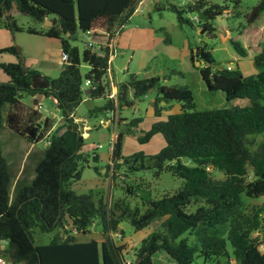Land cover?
<instances>
[{"label": "trees", "instance_id": "16d2710c", "mask_svg": "<svg viewBox=\"0 0 264 264\" xmlns=\"http://www.w3.org/2000/svg\"><path fill=\"white\" fill-rule=\"evenodd\" d=\"M138 1L0 0L1 28L10 32L24 29L29 34L57 39L60 52L68 57L57 76L49 77L22 66L14 46L0 48V53L15 58L0 61V70L6 76L0 81V127L1 108L7 105L5 125L27 142L38 141L50 128L49 122L42 128L33 121L20 123L24 111L20 98L24 94L33 96L34 104L37 95L51 97L61 116V123L47 134L48 143L35 164L33 177L28 184L14 186L11 196L10 174L0 150V241H3L0 252L9 261L24 264H153L152 255L158 251L176 264H191L194 252L203 263L224 256L226 260L231 258L233 264H264V201L244 203L241 199V194L256 198L264 193V140L254 141L255 135L264 136V43L258 45L252 58L255 72L246 76L237 67L214 68L213 52L204 45H196L195 52L189 48L190 64L194 60L202 64L196 69L206 89L220 90L226 100L245 98L247 103L243 106L198 110L186 85L164 86L157 76L137 78L133 74L116 84L113 97L108 98L105 77L112 54L108 43ZM237 3L235 0L234 7ZM11 9L40 23L50 20L51 25L24 28L16 23ZM172 10L179 23L188 24L182 12H201L205 19L197 21L198 33L208 34L214 30L209 20L228 12L226 5L211 0H192L185 8ZM262 12L264 0H257L243 15L242 29ZM76 29L89 37L81 51L69 43ZM230 41L236 54H246L240 43ZM81 63L87 67L84 73L80 72ZM84 81L88 85L84 86ZM149 89L155 92L151 103L155 116L172 102L177 104V111L153 122L137 140L146 141L158 133L164 146L155 154L135 152L123 157L120 155L123 132L118 130L109 153L110 163L103 166L105 173L101 174L96 166L93 169L104 176L110 171L113 182L120 179L122 195L111 194L105 201L97 190L81 193L72 190L71 183L80 179L83 164H88L83 151L84 138L79 124L73 120L82 98L104 99L100 107L90 111L93 114L113 106L116 109L130 106ZM121 122L118 119L119 125ZM138 122L139 118H132L123 125L130 130ZM91 159L97 160L94 152ZM145 170H153L154 175L167 171L180 178L181 185L156 198L141 197L138 204L130 205L128 198L141 187V183L133 184L130 177ZM215 171L221 176H213ZM191 205L195 206L193 210L189 209ZM157 219L159 228L140 240L132 249L131 258H124L123 245L116 244L111 237L116 231L122 235L120 223L126 221L136 231ZM219 224L226 225L224 236L216 235L215 227ZM92 226H97L102 236L99 242L77 239ZM35 227L40 232L58 231L48 243L38 245L32 237ZM208 228H212L211 234L206 232ZM186 232L194 235L195 245L180 238Z\"/></svg>", "mask_w": 264, "mask_h": 264}, {"label": "rangeland", "instance_id": "374dc122", "mask_svg": "<svg viewBox=\"0 0 264 264\" xmlns=\"http://www.w3.org/2000/svg\"><path fill=\"white\" fill-rule=\"evenodd\" d=\"M191 1L139 0L120 31L113 36L115 45L111 48L112 54L109 57L106 72L107 78L112 81L110 84L113 87V93L116 84L125 81L129 74H133L137 78L157 76L159 83L164 86L186 85L191 91L195 109L198 110L235 105L243 106L247 103L245 98L226 100L220 90H207L200 78L198 69H196V67L202 65L201 62L198 61L197 65L194 63L191 65L190 62L188 64L189 48H192V51L195 52L196 45H204L213 52L214 68L237 67L243 76L251 75L255 72L252 65L253 55L257 52L258 45L264 41V26L262 25L264 24V12L253 23L242 29L241 26L245 23L243 15L257 0H236L238 3L235 7V0H211V2L226 5L228 12L226 11L209 20L214 28L211 33H198V22L193 20L195 12L184 11L181 13L182 17L190 22L188 24L185 22L179 23L175 12L172 10V8H185ZM10 14L16 23L24 28L27 26L34 28L45 26L44 21L42 23L37 22L28 15L18 13L15 9H11ZM11 36L14 39L13 46L19 53V62L21 60L22 64L26 65L25 63H29L33 56L36 57L42 52L47 54V50L43 45L44 40H46L44 37L29 34L24 29L13 33ZM85 37L83 33L76 29L69 43L81 51L86 44ZM2 39L3 36L0 35V40ZM230 40L240 43L245 48L246 54L244 56L236 54ZM6 58L13 59L8 53L1 54V61H6ZM86 70V65L81 63L80 72L84 73ZM57 74L58 72H53L51 76L55 77ZM2 79L5 80L6 76L0 70V81H3ZM110 88L109 86V91ZM154 97L155 92L150 91L139 99L133 100L130 106L116 109L117 116L122 122L120 125L118 124L119 127L116 126L113 135L115 136L118 130L123 132L120 147L121 156H129L135 152L151 155L157 153L164 146V141L158 133L151 135L146 141L137 140L153 122L163 120L167 114L177 111V104L172 102L168 107L161 110L159 116H155L151 106ZM21 99L28 107H34L29 95L24 94ZM37 101L40 104V112H48L49 116L52 112L56 113V117L60 115L59 111L50 104L48 98L41 97ZM103 103V98L84 99L74 110L75 117L82 121L81 124L86 129V136L84 132L81 136L84 138L83 151L87 154L88 164H83L80 179L72 182L70 188L77 193L88 190L95 192L97 190L102 193L104 200L108 201L111 194L113 196L122 195V190L119 185L121 183L120 179L116 182L110 179V171L104 176L96 174L93 169L96 166L99 168L100 173L104 174L106 169L103 166L110 163L108 146L111 141V128L101 124L102 112L90 114L92 109L100 107ZM160 104L163 105L161 102ZM7 109V105H3L1 108L0 150L7 162L10 174L11 196L14 186L29 183L30 176L34 175L35 164L43 155L45 145L44 138H41L33 142V148L30 149L29 143L24 138L15 134L5 125ZM56 117L53 120H56ZM132 118H139V122L133 126V131L131 129L126 130L123 124ZM20 123H26L25 116L20 119ZM263 140L264 136L260 134L254 136L255 143ZM94 145H97V147L94 148ZM92 152L97 155L96 161L91 159ZM182 161L189 164L185 158ZM213 176L220 177L221 174L219 171H215ZM130 181L133 184L141 183V187L135 190V195L128 198L130 205L138 204L141 197L156 198L165 192L174 191L181 185L180 178L171 176L164 170L160 171L158 175H154L153 170L137 171L130 177ZM241 199L244 203H260L264 201V193L256 198H248L241 194ZM194 207V205H191L189 209L193 210ZM159 221L160 219L154 220L148 226L136 231L126 221L120 223L122 235L116 231L111 234V237L116 244L123 245L124 258H131L132 249L136 248L140 240L150 231L159 228ZM215 228L217 230L216 235H225V224L216 225ZM57 231L58 229L51 232H40L36 227L33 228L34 243L38 245L48 243ZM90 231L92 234L83 237L77 236V239L94 238L99 233L97 226H92ZM206 232L211 234L212 228H208ZM180 238H184L188 245L196 244V239L192 233L186 232ZM261 248L263 249V247ZM226 249L230 254L231 249L227 241ZM226 259L224 256H219L203 263L202 258L197 252H194L191 264L234 263L233 260ZM152 263L176 264L163 251L155 252L152 255Z\"/></svg>", "mask_w": 264, "mask_h": 264}, {"label": "crops", "instance_id": "0c3cea01", "mask_svg": "<svg viewBox=\"0 0 264 264\" xmlns=\"http://www.w3.org/2000/svg\"><path fill=\"white\" fill-rule=\"evenodd\" d=\"M48 21L50 22V24H46L47 26L51 25V21L50 20H48ZM262 25L264 26V24H262ZM16 32H18V31H16ZM16 32H10V31L0 27V35L3 36V39L0 40V48L5 47V46H13L14 39H13V36H11V35L13 33H16ZM38 36H40V35H38ZM41 37H43V36H41ZM85 38L88 39L87 37H85ZM44 39H46V40H44L45 42H43V45H44L45 49L47 50V54H45V52H42V53H40V55H38L36 57L33 56L32 60L29 63H25L26 65L22 64V62L20 60V64L22 66H24V67H29V68L37 70L40 75L54 77V76H51V74L53 72H58L59 73V71H60V69L62 67V63L66 62L67 60H64V61L61 60V54L62 53L60 52V47H59L57 39L47 38V37H44ZM262 43H264V41ZM114 45H115V41L113 40L112 41V48H113ZM1 54H3V53H0V57H1ZM12 58L13 59L6 58V61H4V62L15 60V58L13 56H12ZM187 61H188V64H189V62H190L189 59H187ZM105 80L108 83V85L111 87L109 92H113V87L110 84L112 81H109V79L107 78V75H106ZM29 97H30V100L32 101L33 100V96H29ZM40 98L41 97H38V98L36 97V102H38L37 100H39ZM47 98L49 99L50 104L54 107V109H56V107L54 105V100L51 97H47ZM84 99H87V97H83L82 98V100H84ZM20 102L22 103L23 110H24L23 113H22V117L23 116L26 117V122L27 123L33 121L34 123H38L39 124V128H42V126H43V124L45 122H49V124H50V128L48 129L49 131L52 130L54 127H56L57 125H59L61 123V116L58 115V117H56L55 116L56 115L55 112H52L51 115L49 116L48 112L42 113V112H40V109L37 112L36 110H33L34 109L33 106L32 107H28L23 102V99H21ZM32 104H34L33 101H32ZM55 117H56V120H53V118H55ZM78 119H79L78 117H74L73 118V120L79 124L80 133L82 134V132H84V134L86 136V129L81 124L82 121H79ZM28 143L30 145L29 147H31L30 149H32L33 148L32 147V143H30V142H28ZM32 177L30 176L29 181H30V179ZM87 234H92V232L89 231ZM87 234H85L84 236H86ZM88 239H94L97 242H99L102 239V236L100 235V233H97L94 238H88ZM229 260H232V259L230 258Z\"/></svg>", "mask_w": 264, "mask_h": 264}, {"label": "built area", "instance_id": "2783aa9c", "mask_svg": "<svg viewBox=\"0 0 264 264\" xmlns=\"http://www.w3.org/2000/svg\"><path fill=\"white\" fill-rule=\"evenodd\" d=\"M193 20L194 21H198L199 18L197 16V14H195L193 16ZM87 38L89 39V37L87 36ZM112 41H113V37H111L110 42L108 43V47L111 49L112 48ZM68 57L65 53L61 54V60H66ZM110 60V59H109ZM108 60V62H109ZM88 85V81H84V86ZM114 93L113 92H108L107 97L111 98L113 97ZM34 110L38 111L40 109V104L39 102H36L34 104ZM102 114H103V119L101 120V124H103L105 127H110L111 128V141L109 142V147H108V151L110 153L111 148H112V142L114 140V135H113V131L115 130L116 126L118 125V116L116 113V106H113V108H107L102 110ZM130 129L133 131L134 127L131 126ZM49 130H47L43 137L44 138V145H46L48 143V138H47V134H48ZM97 145H94V148H96ZM3 248V241H0V250ZM0 264H24L23 262H12L7 260L2 253L0 252Z\"/></svg>", "mask_w": 264, "mask_h": 264}, {"label": "water", "instance_id": "95a60500", "mask_svg": "<svg viewBox=\"0 0 264 264\" xmlns=\"http://www.w3.org/2000/svg\"><path fill=\"white\" fill-rule=\"evenodd\" d=\"M197 14V16H198V18H199V20H204L205 19V17L201 14V12H197L196 13ZM46 24H50V22L48 21V20H44V25L45 26H47ZM193 52H194V50H193ZM194 59H195V56H194ZM67 60V59H66ZM194 64H198V61L197 60H194ZM195 65V66H196ZM150 91H153L152 89H149L148 90V92H150ZM84 93L86 94L87 93V89L86 90H84ZM39 97V95H37V98ZM161 103L163 104V102L161 101ZM123 107H126V106H123ZM103 171V169L101 170V172Z\"/></svg>", "mask_w": 264, "mask_h": 264}]
</instances>
